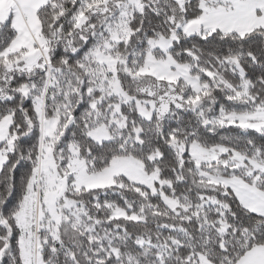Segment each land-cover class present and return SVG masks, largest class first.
Segmentation results:
<instances>
[{"label": "snow or ice", "instance_id": "snow-or-ice-1", "mask_svg": "<svg viewBox=\"0 0 264 264\" xmlns=\"http://www.w3.org/2000/svg\"><path fill=\"white\" fill-rule=\"evenodd\" d=\"M0 264H264V0H0Z\"/></svg>", "mask_w": 264, "mask_h": 264}]
</instances>
